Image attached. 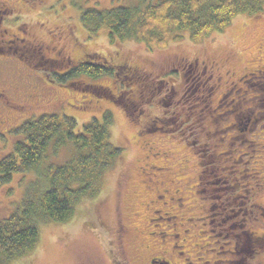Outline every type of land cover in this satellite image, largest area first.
I'll return each mask as SVG.
<instances>
[{
    "label": "rangeland",
    "instance_id": "obj_1",
    "mask_svg": "<svg viewBox=\"0 0 264 264\" xmlns=\"http://www.w3.org/2000/svg\"><path fill=\"white\" fill-rule=\"evenodd\" d=\"M157 1L0 0V83L14 103L31 105L15 110L12 102L0 104L10 120L0 138V160L22 139L18 129L30 119L65 116L75 119L81 131L93 118L102 121L106 112L112 118V143L124 149L125 158L106 173L97 200L87 202L85 210L80 207L82 212L65 225H40L34 255L28 263L13 264H150L153 259L155 264H184L178 250L166 244L167 253L150 243L167 239L158 233L165 228L158 216L149 230L152 239L148 231L145 239L134 231L144 230L145 205L154 192L171 190L170 181L189 189V210L177 213L196 220L188 233L183 232L186 223L175 220L177 232L188 243L205 242L189 264H264V191H256L253 174L260 169L264 175L259 167L264 166V90L246 88L252 80L247 75L264 73V8L260 15L236 16L201 40L180 33V39L153 49L135 40L112 45L104 28L89 38L81 23L88 10L142 9ZM90 56L117 67L127 64L138 84L123 88L109 75L95 80L82 76L78 83L94 84L98 98L76 92L52 75H65L69 65ZM195 62V72H189L187 65ZM203 63L215 64L211 79ZM194 74L203 77L201 82L206 76L204 86L194 82ZM130 100L139 105L132 107ZM48 151L41 173L47 165L61 166L73 157L69 146ZM146 163L157 169L146 175L162 179L151 190L143 185ZM38 179L35 172L17 174L0 187V221L15 212L26 186ZM194 249L188 253L195 256Z\"/></svg>",
    "mask_w": 264,
    "mask_h": 264
},
{
    "label": "trees",
    "instance_id": "obj_2",
    "mask_svg": "<svg viewBox=\"0 0 264 264\" xmlns=\"http://www.w3.org/2000/svg\"><path fill=\"white\" fill-rule=\"evenodd\" d=\"M263 8L264 0H159L142 9L121 5L109 11L88 10L80 19L89 38L104 28L112 45L135 40L153 49L166 46L170 39H180V33H187L192 41L201 40L229 26L236 16L260 15ZM87 59L69 65L65 75L57 76L53 71L52 75L58 82L72 85L76 92L98 98L94 84L78 83L82 76L95 80L109 75L126 88L138 84L137 80L132 82L133 70L127 64L117 67L92 56ZM142 91L147 93L148 87ZM106 98L104 94L103 99ZM130 101L132 107L139 105ZM76 127V120L65 116L30 119L18 129L22 139L11 154L0 160V187L17 174L35 172L39 176L26 186L25 197L15 212L0 221V264L23 260L28 263L40 243V225H65L73 220L82 212L80 207L85 210L87 202L100 197L109 169L125 159L123 148L112 143V118L108 112L102 121L91 119L81 131ZM66 146L73 151L70 160L54 168L50 167L53 164L47 165L46 174L38 170L46 161L48 150L58 152Z\"/></svg>",
    "mask_w": 264,
    "mask_h": 264
},
{
    "label": "flooded vegetation",
    "instance_id": "obj_3",
    "mask_svg": "<svg viewBox=\"0 0 264 264\" xmlns=\"http://www.w3.org/2000/svg\"><path fill=\"white\" fill-rule=\"evenodd\" d=\"M39 50V49H38ZM189 69V72H195V68L197 67L196 62L193 63V65L188 64L187 65ZM192 66V67H191ZM187 68V67H186ZM202 69H204V71L210 70V75L209 78L211 79L212 77V70H216L215 64L210 63V64H206L203 63ZM202 71V72H204ZM261 73V74H260ZM255 74H259L260 77L256 76ZM248 78H251L252 80L250 82H248V85L246 86L247 90L250 92H257L258 90H264V87L260 86V83L264 82V73L263 72H258V73H250L249 75H247ZM247 78V80H248ZM192 79L194 80L195 83H197V85L199 86H204L205 82L207 81L206 76H205V82H201L203 80V77L200 76H194L192 77ZM200 79V80H199ZM259 80V81H258ZM245 83L247 81H244ZM6 95H8V89L2 84L0 83V104L2 106L5 107V105H9V102H12V109H17V107L19 105H26L24 108L28 109L29 107H31V105L29 103L27 104H20L17 102L16 103L13 102V98L10 97L8 95V98H6ZM253 100H255V97H252ZM6 109L5 108H1L0 109V138H2L7 132H8V127L10 126L9 122L10 120H8L9 117H5ZM4 112V114H3ZM264 154V153H263ZM153 157H155V155H152ZM260 168H264V166H260ZM142 172L144 175H146L145 171L147 170H157L151 163H146L144 167H141ZM261 170L257 169V171L254 169V180H255V189L257 192H261L264 191V175L261 174ZM158 176L152 175L151 177H148V175H146V181L145 183H143L145 190H149L152 189L151 187H154V185L161 180L157 179ZM177 177V176H176ZM163 182L168 183L169 181L167 180H163ZM171 181L168 183L169 187L171 186V190L169 189H163L160 192H154L151 196V199L149 200V202L145 205V209H146V215L143 217L142 219V223L144 226V230L141 232L138 230L137 227L134 228L135 234L137 236H139L141 239H145L144 236L146 234V231L149 232V237L150 236V228L152 227V223H153V219L156 218V216H158V221L161 222L160 226H165V228L163 229V231L161 230V232L158 231L159 235H162L163 237H167L166 240H170V243H167L166 240L161 241V242H156L157 240L160 241V239H152V244H155L156 246H158L159 249L161 250H166V252L168 253V249H166V244L168 246H171V250H178V254L182 257V258H186L184 260V264H189V261H196L197 256L199 257L200 253H198L200 245H204L205 242L201 241L200 244L196 243V244H192V242L190 241V243L186 242L184 239H182L181 234L179 232H177V223L175 220H179L180 225H183L184 223L181 222H185L186 226H185V230L183 231L184 233H188L189 229L193 226V224L195 223L196 220H194L193 216H188L187 218H185V216L178 211H180L181 209L185 208V211L189 210V207L186 206L187 202H188V194L187 191L189 192V189L186 190L187 188L181 187L178 184H173L171 185ZM163 184V183H161ZM160 184V186H161ZM152 185V186H151ZM157 185V184H156ZM150 186V187H149ZM177 215H179V217L177 218ZM157 219V218H156ZM159 226V228H160ZM159 230V229H158ZM145 232V234H144ZM168 232H172V235H169ZM165 234V235H164ZM190 235V233H189ZM149 242H147V240H145V242L143 243V245H145V250L149 252L151 244ZM195 246L196 249H194V253L195 256L191 255L190 253H188L191 249H193ZM155 257V256H154ZM195 259V260H194ZM201 261V260H200ZM198 261V262H200ZM156 261V259L150 260V264H154ZM165 264H170V263H166ZM181 264V263H178Z\"/></svg>",
    "mask_w": 264,
    "mask_h": 264
},
{
    "label": "bare ground",
    "instance_id": "obj_4",
    "mask_svg": "<svg viewBox=\"0 0 264 264\" xmlns=\"http://www.w3.org/2000/svg\"><path fill=\"white\" fill-rule=\"evenodd\" d=\"M151 190V189H150Z\"/></svg>",
    "mask_w": 264,
    "mask_h": 264
}]
</instances>
